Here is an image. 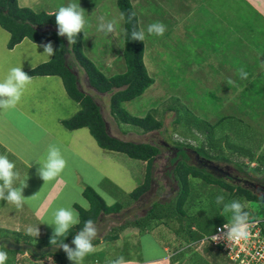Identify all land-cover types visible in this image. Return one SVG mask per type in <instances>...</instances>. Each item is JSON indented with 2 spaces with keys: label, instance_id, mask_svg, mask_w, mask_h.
Returning <instances> with one entry per match:
<instances>
[{
  "label": "crops",
  "instance_id": "0c3cea01",
  "mask_svg": "<svg viewBox=\"0 0 264 264\" xmlns=\"http://www.w3.org/2000/svg\"><path fill=\"white\" fill-rule=\"evenodd\" d=\"M129 1L137 16L139 30H146L148 35L146 36L148 42L146 40L145 43L143 40V60L146 55L149 65L146 71L153 80V84L146 90L155 94L156 89L160 86L152 77L155 71L161 70L162 62L166 63L164 79L169 80L172 77L170 73L180 69L175 63L186 64L188 49L193 48L191 52L198 55L194 71L196 73L200 71V80H204V83L199 81L196 85L208 87L212 84L214 88L213 98L217 104L215 112L209 113L203 118L207 120V117H212V121L209 123L204 122L211 128L212 147L216 148L215 145L223 142L229 150L233 147L250 150V147L245 144L247 143L244 137L246 132L241 131L238 126L247 129L251 125L254 128L252 134L264 133L261 131V128L264 127V0ZM17 4L19 5L18 0ZM27 4L25 1L23 7L27 8ZM106 4L108 6L100 11L99 7ZM93 6L84 10L83 13L85 27L82 30V54L105 77L121 75L125 72L122 59L123 18L116 6V0H98ZM57 7L50 4L43 11L35 12L57 13L59 9ZM30 10L32 9L30 8ZM157 14L161 16L160 19L156 18ZM101 18L104 23L114 22L113 33L105 35L104 32L98 30L99 24L102 22ZM156 22L165 25L166 30L163 36L148 33V26ZM0 30V82L6 78L9 70L13 67H22L23 71L27 72L50 60L46 55H43L44 49L40 47L42 44H34L28 39H23L13 49L8 50L9 34L3 29ZM160 38H162V42L159 40ZM189 40L191 41L189 42ZM49 42L54 47V43ZM168 56L171 64H168ZM78 68V66H74L73 70L77 75L81 91L88 95L94 93V100L99 107L100 100L107 99L109 101V94H99L88 86L84 72L79 68L80 72ZM241 68L248 73L247 79L241 78ZM85 84L87 87H84ZM166 84L169 83L166 82ZM169 93L171 94V91ZM201 93L202 91L198 92V94ZM204 94L203 90L201 96ZM78 111L79 105L67 96L61 79L56 76L32 77V82L26 86L19 103L14 108L0 109V155L7 156L9 161L15 165L14 171L19 173V179L13 182L14 188L21 187L23 180L30 175L33 166L37 164L36 157L32 160L29 155H23V143L34 147L35 144L32 143L37 140V143L43 142L46 138V141H49V145H51L54 127L59 129L60 133L79 132L82 129L67 131L62 129L61 125L63 120L71 118ZM100 113L102 115L101 111ZM37 117H39V121ZM173 118L172 124L176 119V114L173 115ZM44 123L47 124V129ZM105 123L107 129V122ZM203 132L205 133L204 130ZM36 136H38L37 139H35ZM59 146H62L66 151L71 150L67 144H62V142ZM259 149L256 151L258 152ZM144 164L146 165V163ZM33 175L36 176V172ZM56 181L59 186H62L63 183L59 177ZM58 192L59 188L55 194ZM9 204L0 200V214H5L7 211L5 207H8ZM44 210L46 207H38L34 212L35 217H40ZM2 226H4L3 223L0 224V231L22 233L30 241L39 239L26 234V226L38 227L33 223L23 221V232L18 225L12 231L5 230L6 228H2ZM0 239L8 240L3 237ZM94 252L96 251L87 254L78 263L111 264ZM22 259L23 264H63L56 260L53 262L29 260L27 254L23 255ZM8 260L13 264H22L17 257L10 256ZM65 261L72 264L68 259ZM127 261H131L132 264H188L180 254L172 253L162 245L155 258Z\"/></svg>",
  "mask_w": 264,
  "mask_h": 264
},
{
  "label": "rangeland",
  "instance_id": "374dc122",
  "mask_svg": "<svg viewBox=\"0 0 264 264\" xmlns=\"http://www.w3.org/2000/svg\"><path fill=\"white\" fill-rule=\"evenodd\" d=\"M25 1H27L28 3L26 5L27 8H31L35 12L41 10L43 11L44 8H46L50 4L58 6L57 8H60L62 6L66 7L69 4H76L78 10L80 6L83 10L86 11L87 9L94 7L93 5L98 0H18V6L21 8H25L23 7ZM34 2H36L37 4H33ZM106 6L108 5L106 4L103 7H99L100 11L104 10ZM156 18L160 19L161 16L157 14ZM143 32L145 34L144 41L146 43V36L148 35L146 33V30H143ZM159 40H161L162 42V38H160ZM190 41L191 40H189V42ZM160 46L162 49L161 44ZM191 49L193 48L188 49L189 53H187L186 64L181 65L175 63L180 67V69L173 71L172 73L169 72L170 76L172 75L169 80H165L163 76L166 63H161V70L155 71L152 77L155 80L156 84L159 83L158 85H160L158 89H156L155 94H152L150 90H146L141 96L123 104V109L133 117L143 118L147 115H152L157 120L162 121L163 127L161 130L147 134H141L137 132L138 130H136L134 127L126 125L119 126L110 118L109 101L107 99H102L98 102L103 119L105 122H107V130L110 136L114 138L116 137L123 142L151 144L156 146L160 151V157H156L152 163L150 175L153 169V179L164 187V192L144 194L141 198L144 199L145 205L141 208L138 207V211L128 216L124 221L142 217L153 203L162 204L165 201L174 198L176 193L178 192V183L174 178H171L170 170L169 172L167 170L168 173L165 174V177L162 173L164 167L169 166L166 159L167 157H169V155L164 149V144H174L177 140H189L193 142L195 146H197L198 142L201 141L204 143V146L206 148L208 147L207 149L211 148V151L213 153L216 151L227 158L229 157L232 161H237V159H235L232 154H230L231 151L225 146L223 142H219L217 145H215L216 148L214 149L212 148V146H208V138L206 137V133H204L201 128H196L199 127L201 123H209L210 121H212V117H207V120H204L203 118L209 113H214L217 104H215L213 98L214 88L212 84V86L210 85L208 87H199L196 85L199 83V81L204 83V80H200V71H197V73L194 71V64L195 61L198 60V55L191 52ZM144 57L145 59L143 60V62L147 69L149 66L148 59L146 55ZM167 58L168 64H171L169 62L170 57L168 56ZM78 70L81 72V69L78 68ZM191 73H193L194 75H192ZM166 82H168L169 84H166ZM84 87H87V85L85 84ZM203 90L205 94L204 96H201ZM169 91H171V94L169 93ZM200 91H202V93L198 94V92ZM89 94L94 96V93ZM174 113H178L179 115L178 119L180 122L177 125L172 124V121L174 119L173 115H175ZM37 120L39 121V117H37ZM44 124L45 128L47 129V124ZM238 128L241 131L246 132L244 133V137L246 139L245 142H247L245 144L250 147V150L253 152H257L256 150L260 148L257 153L264 154V133L252 134L254 128L251 125L247 129L241 126H238ZM62 129L64 128L62 127ZM261 131H264V127L261 128ZM73 133L74 134L60 133L59 129L55 127L53 129L54 137H52L51 145H56L57 147H59L62 157L66 161L65 169L58 176L61 180V183H63L62 186L58 185V182L56 181L57 178L51 181L44 182L41 178H39L40 176L38 175L37 170L39 169V167L43 166V163L45 162L47 157L49 141L47 142L45 138L43 142L37 143V140L35 143H32L35 144L34 147L27 146V144L23 143V155H29L32 160H34V157H36L37 164L33 166V171L30 173V175L23 180H27L28 186L23 190V196L26 199L22 207L17 208L14 204L10 203L8 207H5V210H7L5 214H0V224L3 223L5 226H2V228H6L5 230L12 231L15 230L14 227H17L18 225V227L21 228V231L23 232L22 225L23 221H25L27 223H33V225H37L39 227V239L34 240L33 243L41 241L47 236H53V213L60 207H71L75 209V206H77L85 210V208L81 206V202L86 201L82 196V193L86 188H89L94 193H96L102 199L106 206H112L115 203L122 205L123 210L119 214H122L123 212L136 207V203H131L127 195H129V193L133 192L136 188L142 186L145 183V176L147 172L146 165L143 162L132 160L124 154L108 152L99 149L87 129H82L79 130V132ZM37 138L38 136H36L35 139ZM237 139H240V137L237 136ZM60 142L65 145L67 144L73 152L71 150L66 151L64 148H62V146H59ZM257 153L254 156L255 158L258 155ZM244 162L247 163L246 160H244ZM216 164H218L220 167L226 165L232 167L231 163H224L222 161H216ZM253 164L255 167V172L252 173L251 171L253 170L245 168L246 173L252 175L251 180L247 179L243 174L234 173L232 171L230 173L237 178L245 179V181L250 183L252 187L254 186L260 189L261 193H263L264 195V164L259 163L258 160L254 161ZM253 164H251V166ZM35 172L36 176L33 175ZM30 178L31 180H29ZM223 181L233 187L240 186L249 188V190L252 188L246 187L245 185H239L228 180ZM190 182L191 184H197L198 181L190 180ZM209 187H211L212 189L216 188L215 186ZM58 188L59 192L55 194V191ZM155 188L157 189L156 186ZM98 190L106 194V198L98 194ZM253 190L251 189V191ZM223 197V202L219 204L216 202V198H213L211 200V204L213 206H215L216 208L219 207V209L217 208L216 213L212 212L214 216H212V218L215 221L216 218L220 216L222 219V223L231 224L232 213L224 211V205L230 203V197L228 194H225ZM239 201L244 205V211L253 212L254 214L258 215V217L254 219H258L260 221L264 220V203L258 204L254 202L247 203L242 200ZM38 207H46V210H44L43 214L40 217L37 216L36 218L34 212ZM197 210L198 208L196 209V211ZM112 216L113 215L103 217V223L106 219ZM156 224H158V228H155L153 226L155 224L153 223V228H151L147 233L142 234H138L139 232H136L135 230H124L119 234L120 236L118 241L114 243L101 242L96 245V247H94L96 252L94 253L96 255H99L108 263L116 260L121 256H123L125 261L155 258L158 256V252L163 241H169L170 243L174 242L172 246L168 247L171 252V250L176 247V236L174 235L173 231L177 229L178 223L167 221L166 226L158 222H156ZM118 225L119 224L116 223H110L108 229L110 227ZM14 234V231H0V238L7 237L8 240H10L9 242L14 244L12 242L16 240ZM33 236L37 237L35 235ZM2 249L8 248L3 244L0 246V250ZM40 251L36 250L37 253ZM182 251L183 250H180L178 252L181 253ZM25 254H27V259L33 260L28 253H9L8 258H10V256L17 257L18 260H21V263L23 264L22 258ZM180 256H182V258H184L188 264H231L224 257V255H222V253L218 252L216 249L211 248L208 243L193 247L191 250L181 254ZM55 260L60 261L54 257H45L42 259V261L47 262H53ZM62 262L63 264H68V262L65 260H62ZM6 263L13 264V262L9 261L8 259Z\"/></svg>",
  "mask_w": 264,
  "mask_h": 264
},
{
  "label": "trees",
  "instance_id": "16d2710c",
  "mask_svg": "<svg viewBox=\"0 0 264 264\" xmlns=\"http://www.w3.org/2000/svg\"><path fill=\"white\" fill-rule=\"evenodd\" d=\"M116 6L123 18L122 59L125 72L121 75L108 78L101 74L82 54V33L74 37L76 41L74 44H68L66 38L58 36L55 22L56 13H36L28 8L19 7L17 0H0V28L9 34V41L7 43L8 50L13 49L23 39H28L34 44H44L49 41L54 43L55 55L48 62L26 73L31 77L56 76L60 78L67 96L79 105V111L74 116L61 122L64 129L74 131L85 128L101 150L124 154L132 160L146 163L147 172L145 183L127 195L130 202L135 203L149 190L150 169L154 159L159 154V149L151 144L123 142L110 136L106 129V123L100 113V107L96 104L93 96L81 91L77 75L73 70L74 66L81 68L90 88L99 94L110 95L109 113L117 125L134 127L141 134L156 132L162 129V121L157 120L152 115L137 118L129 115L123 109L124 103L141 96L153 84V80L147 74L143 63V41L132 40V32L140 30L137 16L132 9L130 1L116 0ZM178 118L179 115L176 113V119L173 122L174 125L179 124L180 121ZM196 128H201L205 131L206 137L208 138L207 145L212 146L210 139L211 128L209 125L201 123ZM174 145L177 148L188 147L195 150L200 156L213 161L231 163L239 174H243L250 180L252 179V175L247 174L245 168L253 170L251 171L253 173L255 172L254 161L258 160L259 163L264 164L263 153L259 154L243 148L233 147L230 150V154L237 159V161H232L229 157L227 158L216 151L213 153L211 151L212 149H207L208 147L206 148L201 141L195 147L177 142ZM256 153L258 155L255 158ZM183 158L185 157L183 156ZM171 175L178 183L179 189L174 198L162 204L153 203L142 217L126 220L121 225L110 227L101 239L95 238L92 240L93 246L101 242L114 243L119 240V234L127 229L135 230L139 232L138 234H142L147 233L153 226L158 228L156 222L166 226L167 221H172L177 222L178 227L173 231L176 236V247L171 252L181 255L192 249L187 247L189 244L195 243L201 238L210 235L215 226L223 224L220 216L215 221L212 218V212L216 213L217 208L219 209V207L216 208L211 204L213 198L228 194L230 197L229 202L242 200L247 203H264V196L255 194L261 193L260 189L251 191L240 186L233 187L225 183L223 179L215 178L195 167L186 165L182 160L177 161ZM190 180H197L198 182L197 184H191ZM209 186H215L216 188L212 189ZM82 196L88 202L90 208L83 210L75 206L76 211L79 213L80 223L70 228L63 236L54 237L52 241L53 236H47L41 241L31 243L33 241H30L28 237L20 233H15L16 240L12 241L14 245H31L35 251L51 247L61 249L60 247L63 243L71 244L72 239L77 232L83 229L86 221L92 220L96 226L99 222L103 221V217L117 215L123 210L122 205L117 203L112 206H106L102 199L89 188L83 191ZM197 208L198 210L196 211ZM248 214L249 218L258 217L253 212H248ZM262 234L264 236V223L262 225ZM171 243L169 241H163L161 245L168 248L174 244V242ZM180 250L183 251L180 253L178 252ZM2 251H6L8 254L23 253L8 249H2ZM26 253L34 260L54 257L62 262V260L67 259L65 252L56 249L38 257L30 252Z\"/></svg>",
  "mask_w": 264,
  "mask_h": 264
},
{
  "label": "clouds",
  "instance_id": "9594fccd",
  "mask_svg": "<svg viewBox=\"0 0 264 264\" xmlns=\"http://www.w3.org/2000/svg\"><path fill=\"white\" fill-rule=\"evenodd\" d=\"M84 10L79 6V10L76 4H69L68 6H62L58 9L55 15V22L57 25V34L60 37L66 38L68 44H74L76 41L74 37L82 33L85 27ZM134 15V13H133ZM102 22L99 24V31L105 33V35L113 33L114 22ZM166 30L165 25L160 22L153 23L148 26V33L155 34L158 36H163ZM145 39V34L143 31H133L132 40L133 41H143ZM43 47V55H46L51 59L56 50L54 49L51 42L40 45ZM240 76L242 79L248 78V73L244 71L243 68L240 69ZM32 82V77L23 71L22 67H13L9 70L6 78L0 82V109L7 110L9 108H14L23 95V91L26 86ZM66 161L62 157L59 147L56 145H49L47 151V157L42 167H39L38 175L45 181H51L56 179L65 169ZM15 165L13 162L9 161L7 156L0 155V200H4L7 203L14 204L17 208L22 207L26 198L23 196V190L28 186L27 180L21 183L20 188H14V180L19 179V173L14 171ZM98 194L106 198V194L98 190ZM35 196V195H34ZM32 196V197H34ZM224 200L223 196H218L216 202L222 203ZM81 206L88 210L90 205L87 201H82ZM225 212L232 213L231 224L223 225V228L218 231L223 233L224 238L231 241L239 242L241 239H246L249 235V214L244 211V205L239 200H234L228 204L224 205ZM53 220V237L63 236L69 231L72 226L80 223L79 213L75 209L69 207L58 208L54 213ZM227 231H224V230ZM26 234L39 236V227L26 226ZM98 235V229L95 227L92 220L85 222L82 230L77 232V234L72 239L71 247L67 243H63L60 247L65 252L67 259L72 262V264H78L87 254L95 251L92 244V240ZM215 239V237H214ZM8 259V254L6 251L0 250V264H6ZM111 264H132L131 261H125L123 256L112 261Z\"/></svg>",
  "mask_w": 264,
  "mask_h": 264
},
{
  "label": "built area",
  "instance_id": "2783aa9c",
  "mask_svg": "<svg viewBox=\"0 0 264 264\" xmlns=\"http://www.w3.org/2000/svg\"><path fill=\"white\" fill-rule=\"evenodd\" d=\"M176 142L195 147L193 142L189 140H177ZM263 223L264 220L260 221L254 218L249 219V235L246 239H241L239 242L227 240L222 237L223 233L218 230L223 228V225L229 223L219 224L215 226L210 235L201 238L195 243L189 244L187 247L193 248L204 243H208L214 249L222 253L232 264H264V236L262 234ZM224 231L227 230L225 229Z\"/></svg>",
  "mask_w": 264,
  "mask_h": 264
},
{
  "label": "flooded vegetation",
  "instance_id": "af4514ba",
  "mask_svg": "<svg viewBox=\"0 0 264 264\" xmlns=\"http://www.w3.org/2000/svg\"><path fill=\"white\" fill-rule=\"evenodd\" d=\"M165 151L169 155L167 157V162H168V167H164L162 170L163 176L165 177V174L169 172L170 173L173 171L174 167L177 164V161H184L186 165L195 167L215 178L218 179H223V180H228L230 182L239 184V185H244L245 179L242 178H237L236 176H233L230 172L238 173L235 169V167H229V166H223L220 167L218 164H216V161H213L211 159L205 158L203 156H200L195 150H192L188 147H181L177 148L174 144L172 143H166L163 145ZM183 156L185 158H183ZM157 157H160V151ZM165 161V158H164ZM213 167H216V169H212ZM168 170V172H167ZM225 173H228L229 175L227 176ZM171 178L173 179L172 175ZM157 187V189L155 188ZM253 191L259 190L257 187H252L251 188ZM161 190V191H160ZM164 187L161 186L156 180L153 179V177L150 176V182H149V190L146 193H157V192H164ZM260 196H264L263 193H255ZM136 203V209L139 207H143L145 205L144 199L141 197L138 199ZM103 224L102 222H99L98 225L95 227H100Z\"/></svg>",
  "mask_w": 264,
  "mask_h": 264
},
{
  "label": "water",
  "instance_id": "95a60500",
  "mask_svg": "<svg viewBox=\"0 0 264 264\" xmlns=\"http://www.w3.org/2000/svg\"><path fill=\"white\" fill-rule=\"evenodd\" d=\"M212 169H216V167H213ZM152 173H153V169L151 171V175H150L151 177H153ZM225 174L227 176L229 175L228 173H225ZM244 185L246 187H252V185L250 183H248L247 181L244 182ZM245 189L249 190V188H245ZM137 211H138V209L132 208V209H129L128 211L123 212L122 214L113 215L112 217L106 219L100 227H97L98 235L96 238H100L107 231L110 223H116V224L120 225L128 216H130L131 214H133ZM3 244L9 250L19 251V252H23V253L30 252L31 254H33L34 256H37V257L41 256L45 253H48L49 251L55 250V249L64 252L62 249L51 247V248H44L40 252L37 253L31 245H14V244L10 243L8 240L0 241V246ZM70 246L73 248L75 247L74 245H72V243L70 244Z\"/></svg>",
  "mask_w": 264,
  "mask_h": 264
}]
</instances>
